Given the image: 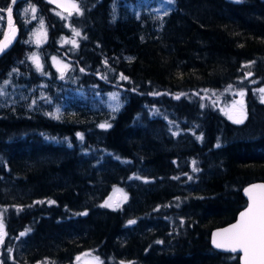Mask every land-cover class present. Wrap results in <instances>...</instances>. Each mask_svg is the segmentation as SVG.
Segmentation results:
<instances>
[{
    "label": "trees",
    "instance_id": "obj_1",
    "mask_svg": "<svg viewBox=\"0 0 264 264\" xmlns=\"http://www.w3.org/2000/svg\"><path fill=\"white\" fill-rule=\"evenodd\" d=\"M26 1L0 81L118 89L124 102L112 115L87 95L60 118L0 103V264H81L87 252L101 264H240L211 232L246 205V184L264 180V0H175L161 14L150 0H76L69 26L58 5L31 0L48 29L35 47L42 70L27 56ZM52 55L69 61L62 75ZM228 87L246 90L240 123L199 95ZM115 186L128 193L117 208L106 205Z\"/></svg>",
    "mask_w": 264,
    "mask_h": 264
},
{
    "label": "rangeland",
    "instance_id": "obj_2",
    "mask_svg": "<svg viewBox=\"0 0 264 264\" xmlns=\"http://www.w3.org/2000/svg\"><path fill=\"white\" fill-rule=\"evenodd\" d=\"M49 1L58 5L61 15L66 17V23L68 26V14L72 11H77V9L70 6L75 4L80 10L79 3L76 0ZM148 2L149 0H146L145 3ZM174 3L175 0H150V2L145 6L150 10L161 14L173 7ZM111 7L115 13L116 8L118 7L116 1H112ZM33 8L35 11H32ZM19 14L25 22L30 23V28L25 37V42L34 46H32V50L27 54V56L30 57V59L34 62L37 69L42 70V58L38 53V48L35 47L43 44L48 38V29L45 18L38 10V7L31 0H27L20 7ZM4 18L5 15L0 10V31H3L4 29ZM77 31L78 30H76L75 33ZM36 60H38L39 67H37ZM51 63L58 71L59 75H62L70 67L69 61L58 55L51 56ZM246 76L251 78V74L249 73H247ZM254 79L255 78L252 79V82L257 83L259 81L258 79ZM48 80L47 78H43L42 80H39V82L29 83L20 81L16 78L13 79L11 75L8 74L0 81V103H25L30 108L38 109L49 116L60 118L68 100L70 102L73 101L72 99H85L87 95H93V100L88 101L92 103L95 109H99L103 106V108L108 109L112 115L116 114L117 110L121 108L124 102L123 95L118 89H112L105 93L94 90V92L88 94L86 90L78 88L75 86V84L71 83L58 82L57 85L50 89ZM256 88L258 96L262 100V97H264V92H261L260 90L264 89V83L257 85ZM241 93H243V95H241ZM199 95L203 98L216 100L225 115L232 121L236 122L238 119L243 121L247 116L246 90L244 88L228 87L222 90L203 89L199 92ZM101 125L108 126L109 120L103 119ZM127 198L128 193L124 187L115 186L110 192L106 200V204L110 207L117 208L124 201H126ZM5 233V223L3 221L2 215L0 214V250ZM77 261L81 264H101L103 262L98 254L92 252L81 254Z\"/></svg>",
    "mask_w": 264,
    "mask_h": 264
},
{
    "label": "snow or ice",
    "instance_id": "obj_3",
    "mask_svg": "<svg viewBox=\"0 0 264 264\" xmlns=\"http://www.w3.org/2000/svg\"><path fill=\"white\" fill-rule=\"evenodd\" d=\"M12 2L15 3L16 0H12ZM70 7L79 10L75 4ZM32 11L35 9L33 8ZM7 12L11 17L12 9L10 7ZM9 23L11 25V21ZM72 43L75 44V41ZM36 62L39 67L38 60ZM260 91L264 92V89ZM262 101H264V97H262ZM236 122L240 123L242 120L238 119ZM101 127H105V125H101ZM255 189L260 190L259 195H253ZM246 191L252 203L247 211L241 213L239 223L216 234L219 239H215L214 244L218 248H230L232 251H236L237 248L242 249L245 254V264H264V185H255ZM130 223H134V221H130Z\"/></svg>",
    "mask_w": 264,
    "mask_h": 264
},
{
    "label": "water",
    "instance_id": "obj_4",
    "mask_svg": "<svg viewBox=\"0 0 264 264\" xmlns=\"http://www.w3.org/2000/svg\"><path fill=\"white\" fill-rule=\"evenodd\" d=\"M19 1H21V0H16V2L13 3L12 0H10L7 8L5 9L4 29H3V32L0 36V56H2L4 53H6L15 44V42L18 38L19 26H18V23L16 22V17L14 15V7H15L16 3ZM9 7L12 9L11 17H9L8 12H7V9ZM9 21H11V25H10ZM5 44H6V46H5ZM255 185H264V180H257V181H253V182L246 184L242 188V191H243V193L247 199L246 205L238 212L236 218L232 222H229V223L222 225V226H219V227H215L211 232V244H212V246L216 250L221 251V252H230V253L238 254L240 264H245V254H244V251L242 249L237 248L236 251H232L230 248H218L215 246L214 240L219 239V237L216 236L217 233H222L225 229L231 228L233 225L240 222L241 213L247 211L249 205L252 203V200L250 199L249 194L246 190L249 188H252ZM259 192H260L259 189H255L253 195H259Z\"/></svg>",
    "mask_w": 264,
    "mask_h": 264
}]
</instances>
